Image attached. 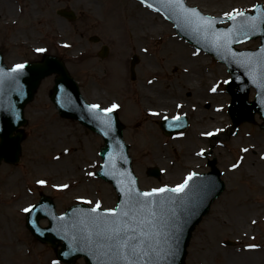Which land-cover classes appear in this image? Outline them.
Instances as JSON below:
<instances>
[{"label":"rangeland","instance_id":"1","mask_svg":"<svg viewBox=\"0 0 264 264\" xmlns=\"http://www.w3.org/2000/svg\"><path fill=\"white\" fill-rule=\"evenodd\" d=\"M187 1L211 16H224L232 9L250 11L257 3L264 5V0ZM6 2L9 9H0V52L4 64L12 66L40 61L47 55L56 56L77 82L87 102L99 104L102 108L112 103L119 104L115 111L123 127V137L140 188L174 187L189 172L208 169L201 160L203 156L196 155L200 147L207 149L206 157L219 154L216 165L225 187L193 229L182 264H224L223 257L240 254L243 239L250 244H260L264 249V209L243 237L233 232V226L222 227L218 222L226 203H231L232 211L241 216L250 213L245 208L248 203H264V186L261 185L264 178L260 180L249 174L250 169L263 170L264 165L261 164L262 168H246L253 152L264 151L263 122L255 115L251 122L234 127L230 125L226 113L230 95L223 90L228 72L223 63L177 36L170 21L138 0ZM60 8L73 10L76 18L67 20L60 17L56 13ZM140 11L155 14L156 20L140 18ZM182 27L185 30L189 28L184 22ZM91 35H97L99 40H89ZM177 41L186 48L188 46L187 50L195 53L196 57L176 50L175 46L179 47ZM103 44L107 45L108 53L102 59L98 51ZM258 44V39H249L237 47L253 49ZM38 47L46 51L37 53L35 49ZM133 53L139 55V62L135 68V80L131 81L128 68ZM199 57L203 64L193 63V66L191 61L193 58L199 60ZM55 78L56 74L43 78L32 100L24 107L26 122L18 130L22 135L18 161L0 163V221L10 225V229L0 227V264H45L52 260L66 264L57 259L58 245L38 241L25 227L26 213L21 209L34 204L41 196L49 197L59 213L84 202L78 197L91 200L93 204L99 200L102 208L113 207L117 199L111 184L96 175H87L99 168V150L103 141L77 120L58 114L50 98ZM214 84H219L215 93L209 91ZM127 90L135 92L136 103L129 100V96L125 98L123 92ZM198 90L202 93L197 94ZM207 91L209 95L204 100L209 102L204 106L209 103L210 107L205 109L201 101L205 97L203 92ZM253 96L254 91L250 89L248 99H253ZM165 104L168 113L163 116L177 113L188 116L189 126L180 132L183 135L164 136L158 127V120L163 116L150 114V110L159 112L162 109L158 108ZM176 104L183 107L176 108ZM211 112L217 116H212ZM213 127H222L224 132L219 139V148L206 145L212 140L198 135ZM260 138L263 142L259 141ZM244 147L249 148L248 153L240 151ZM65 148L69 151L64 152ZM240 156L244 157L241 167L231 169V164ZM149 166L160 168L162 174L159 179L146 175L145 169ZM260 172L264 173V170ZM141 178L144 184H141ZM37 179H46L48 183L38 185L35 183ZM65 183L69 188L60 190L52 187L53 184ZM231 186L236 188V195L225 194ZM236 206L238 208H234ZM232 213L228 211L229 218H232ZM39 223L44 226L47 221L40 219ZM13 239H17L19 250H15ZM224 241L233 244L227 245ZM70 264L86 263L83 258H77Z\"/></svg>","mask_w":264,"mask_h":264},{"label":"water","instance_id":"2","mask_svg":"<svg viewBox=\"0 0 264 264\" xmlns=\"http://www.w3.org/2000/svg\"><path fill=\"white\" fill-rule=\"evenodd\" d=\"M259 11L260 8L258 9ZM61 14L72 18V13L60 12ZM245 16L248 17H257L256 28L257 32L253 36L261 35L262 45L258 48L257 51H244L237 52L232 48V45L238 43L233 42L229 44L231 51L224 49L223 51L225 59L231 64L232 69L236 71L246 70V73L237 74L232 73L233 80H242V79H251V77L257 81L262 77L264 72V64L258 63V59L261 55L260 50L264 48V36L262 24L264 19H261L260 16ZM247 20L233 21L228 28H239L242 23H245ZM227 28V29H228ZM220 31L222 29H216ZM226 30V29H225ZM249 31L247 32L248 35ZM237 40H245L243 34L237 36ZM106 49H103L102 55L104 56ZM235 53V55H233ZM242 54L252 55L253 60L250 66H245L239 61L244 58ZM137 63V57L133 56L131 60V74L133 76V67ZM255 64V67H254ZM26 67L21 75L18 76V84L14 83L7 76L3 77V84L0 85V158L3 157L6 161H16L18 153V142L20 135L12 136V132L24 121L22 117V107L23 105L32 97V92L36 88L39 80L45 75L51 72H58L60 75L55 80V85L53 87V94L51 99L56 104L59 112L64 116H71L78 118L81 122L85 123L91 129H94L101 133L105 138V147L101 150V156L103 158V164L101 165V171L98 172L106 180H111L117 189L119 194V201L126 199V197L119 191L118 180L124 181L126 183L127 176L135 178L130 170V159L126 154V147L121 139V129L116 121L114 113L110 114L112 126L107 128L102 125L92 114V110L87 107V104L83 102V99L78 94V90L75 82L70 78L62 63L54 57H45L41 63H28L25 64ZM257 73H253V70ZM10 69H7L1 63L0 55V73H7ZM249 72V73H248ZM258 85V83H257ZM19 89V90H17ZM247 90L243 93H239V85L235 81L231 83L230 92L234 96L232 103V111L236 112L237 106L242 107L243 104H246L248 111L246 113H240V115L235 116V122L242 120L252 119L253 112L258 111L264 118V102L261 107H258L256 101L246 102ZM261 90L264 92V80L261 82L258 87V91ZM23 93L22 95L20 93ZM258 96V94H257ZM103 115V114H101ZM234 115V114H232ZM107 118V117H106ZM174 121H169L165 123V126L170 128V124ZM164 127L166 132L168 131L164 124H161ZM185 126V122L181 126L176 127V130H179ZM105 132L108 134L105 135ZM172 133V132H171ZM170 133V134H171ZM107 173V174H106ZM126 174V175H121ZM148 174L158 177L159 171L157 168L148 169ZM136 180V179H135ZM201 185L206 187L201 188ZM135 187L138 189L137 184ZM223 184L218 182L214 174L209 177H195L191 183H189V188L185 190L184 193H165L162 194L165 198L176 197L177 199H182L186 202V208L184 210H178L181 213V222H182V231L180 233L178 250L173 258H171V264H181L183 256L185 254L186 242L189 238L190 232L193 229L194 225L199 221L201 216L207 211L210 202L214 197L218 195L221 191ZM36 207L31 211V214L36 212V216H48L50 218V225L44 229L39 228L36 225V216L35 218L29 214L27 224L31 227L32 231L36 236H39L42 240H47L51 243L54 240L62 239L64 243L62 244V250L58 252L60 259L65 261H71L76 255H83L86 258V261L89 264H98L97 258L95 255L89 252L87 247L83 244H77L74 242L73 237L77 236L79 232V223L76 224V219L73 215L79 213L78 206L70 208L63 215L64 219L60 220L58 217L53 216V204L49 199L42 198L41 201L35 205ZM81 206V205H80ZM75 210L74 212H69ZM88 210H85V213ZM53 213V214H52ZM67 214L72 215L68 218ZM50 235V236H48ZM79 247L82 250L71 251L73 248ZM68 252L69 255L65 256L64 253Z\"/></svg>","mask_w":264,"mask_h":264},{"label":"snow or ice","instance_id":"3","mask_svg":"<svg viewBox=\"0 0 264 264\" xmlns=\"http://www.w3.org/2000/svg\"><path fill=\"white\" fill-rule=\"evenodd\" d=\"M141 3L146 4L149 8L152 7L151 4L147 3V0H141ZM168 3L177 9L178 16L185 25L190 27L196 34L203 35L205 39L210 38V42L218 49L223 48L231 51L228 46L233 42H239L237 40L238 35L243 34L245 39H248L247 32L256 30L257 17H248L247 21L242 23L239 28L234 27L217 31L213 27L217 22V18L206 16L197 8L187 7L184 0H168ZM259 8V5H253L254 10ZM224 16L230 21H236L237 17L244 18L245 13L239 9H232L230 12H225ZM260 18L264 19V11H261ZM67 46L65 45V47ZM35 51L43 53L46 49L38 47ZM260 53L261 55L257 62L264 64V48H261ZM242 55L244 58L239 62L245 66H250L253 60L252 55ZM25 67V63H17L7 73H0V85L3 84L4 76L18 84V76L23 73ZM228 82V80L223 81V83ZM218 88L219 84H214L209 88V91L215 93ZM20 94L22 95L23 93L21 92ZM87 107L92 110L96 120L110 129L112 126L110 114L118 109L120 105L112 103L109 107L102 108L99 104H89ZM175 107L182 108L183 105L176 104ZM217 110L219 111L220 109ZM150 114L153 116L161 115L160 112L152 110H150ZM163 119L167 121L169 117L163 116ZM171 119L176 124L170 126L178 127L181 114L177 113ZM220 131L222 129L217 128L213 131H203L200 135L212 137ZM107 134L105 132V135ZM180 135H183V133H180ZM68 151L67 148L64 149V152ZM240 151L248 153L249 148L244 147ZM204 154L205 149L203 148L196 153L198 156H203ZM56 159H59V156ZM261 159H264V156H261ZM243 160L244 157L240 156L236 162L231 164V169H239ZM87 175L93 176L95 173L88 172ZM198 175L196 172H189L183 182L176 184L174 187L164 185L153 187L147 191L137 189L135 187V178L128 175L126 183L120 180L117 181L119 191L126 199L109 208H102L99 200L93 204L91 200H84L83 197H78V199L93 206L86 213L79 214L78 223L80 227L77 236L73 237L74 242L87 247L89 252L96 256L98 264H171V258L175 256L178 250L182 231L181 213L178 210H184L186 202L176 197L165 198L162 194L184 193L189 188V182ZM35 183L43 186L48 181L46 179H37ZM52 187L63 190L69 188V185L66 183L53 184ZM200 187L206 186L201 185ZM35 207V205H28L23 207L21 211L30 213ZM58 219L63 220L64 217L61 216ZM252 223L255 224L256 221L253 220ZM246 247L255 249L258 245L249 244ZM79 250L82 249L79 247L71 249V251ZM64 255L67 256L69 253L65 252ZM50 264H59V262L52 260Z\"/></svg>","mask_w":264,"mask_h":264},{"label":"bare ground","instance_id":"4","mask_svg":"<svg viewBox=\"0 0 264 264\" xmlns=\"http://www.w3.org/2000/svg\"><path fill=\"white\" fill-rule=\"evenodd\" d=\"M2 7H5L7 9H9V6L6 2V0H0V9ZM203 10V9H202ZM140 18H144L146 20L149 21H155L156 20V15L155 14H151L149 12H144V11H140L138 13V16H140ZM158 22L161 24V22L158 20ZM179 47L176 45L175 49L176 50H181L186 52L189 56L191 57H196V54H193L192 51H188L187 48L183 45L182 42L177 41ZM172 56V55H171ZM194 60L191 61V64L194 66L195 63H198L199 66H201L203 64L202 58L199 57V60L196 58H193ZM194 63V64H193ZM190 64V65H191ZM200 91H197V94H199ZM164 102L161 103V106ZM166 105V104H165ZM168 108V106H164V107H160L161 110V114H163L164 112H166L165 110ZM212 116H217L215 113L211 112ZM255 135V133H254ZM149 139H151L150 135ZM259 141L263 142V139H259ZM253 157L249 158L247 161V167H255V166H260L261 168L263 166H261V164L264 165V159H261V156H264V151L258 150L256 152H253ZM258 161V163L256 162ZM262 161V162H261ZM264 170V167H263ZM261 169L259 170H254V169H250L249 170V174L253 175L254 178H258V179H262L264 178V173H261L260 171H263ZM258 173H260L261 175H258ZM141 184H144L142 178H141ZM262 186H264V183H261ZM225 194H232V195H236V188L231 186L228 188V190L225 192ZM234 208H238V206L234 207ZM246 210L249 211L250 213H246L245 215L241 216L238 215L232 208V204L231 203H226L224 204V213L221 215V217H219V223L222 225V227H229V226H233L232 229H234V233L237 234L240 237H243L244 235L248 234V232L252 229V221L253 220H257L256 217H258L259 214L262 213L263 209H264V203H248L245 206ZM228 211L233 212L232 213V218L228 217ZM4 220L0 221V227H6L7 229H10V225L9 223L3 222ZM220 225V226H221ZM230 228V227H229ZM13 241H15L13 239ZM243 244L241 245L240 249L241 252L240 254L231 256V257H227L225 256V258L223 257L222 260L224 261V264H264V249H262V245L258 244V247L255 249H249L246 246L249 245L250 243H247V241L245 239H243ZM17 246V239L15 241V250H19V247ZM45 264H50L49 263H45Z\"/></svg>","mask_w":264,"mask_h":264}]
</instances>
